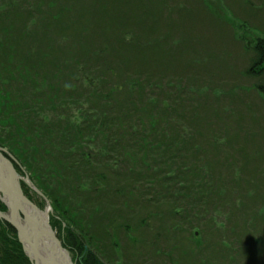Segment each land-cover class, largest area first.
Instances as JSON below:
<instances>
[{
  "label": "trees",
  "instance_id": "1",
  "mask_svg": "<svg viewBox=\"0 0 264 264\" xmlns=\"http://www.w3.org/2000/svg\"><path fill=\"white\" fill-rule=\"evenodd\" d=\"M8 1L0 0L10 7L9 12L0 13V69L8 66L4 64L10 63V55L19 57V52L11 50L13 45L28 46L23 52L26 66L21 78L28 76L34 64L37 76L47 82V87L37 100L22 98L19 107L17 101L15 110L9 112L14 123L0 122V131L17 125L16 113L20 110L23 115L30 112L38 116L43 112L41 107L50 110L58 86L61 91L76 89L78 84L84 89L71 105L83 104L78 110L86 107L76 120L71 109L67 126H57L62 135L57 144L50 138L41 139V132L47 131L45 118L38 126L30 119L25 131L19 119L17 129L19 162L31 169L32 179L61 218L59 236L76 262L104 264L94 255L96 248L103 252L107 264H122L121 259L115 261L118 249H122L118 231L130 238V248L136 250L142 242L136 233L149 231L158 240L163 221L169 217L175 245L164 238L162 242L169 247L171 260L160 256L166 253L158 245L154 257L160 262L156 264H189L194 256L200 259L191 264H212L211 260L264 264V125L253 127L261 120L258 103L264 104V37L257 36L258 32L251 38L245 32L232 35L222 22L224 16L217 19L219 14H211L223 25L213 22L218 32H201V58L195 62L199 71L213 80L203 89L197 82L200 79L183 83L179 76L180 84L171 82L176 63L188 66L191 54L181 48L175 32L162 31L169 21L197 11L205 16L211 11L208 1L187 0L186 13L172 11L174 15L165 17L160 6L152 11L145 6L135 9L131 0H103L114 17L122 10L128 18L136 12V16L150 21L146 23L150 30L129 38L117 32H67L76 19L67 6L57 5L58 0H39L41 5L29 0L33 6L16 10ZM159 2L162 7L167 4V0ZM23 10L36 26L31 32L24 28L20 35H25L19 40V34L9 36V29L24 18ZM63 15L61 32H50V26L42 24L45 19ZM106 20L114 22L112 18ZM189 39L191 43L197 40L195 35ZM96 45L98 53L89 50ZM133 54L137 55L135 62L128 57ZM177 56L181 58H173ZM142 64L148 76L136 72ZM97 65H103L102 69ZM158 66L170 73L157 71ZM74 68L80 75L69 74ZM214 73L216 77L211 76ZM161 77L163 82L159 81ZM3 81L2 107L8 94ZM52 81L57 88L53 89ZM6 121L11 122L9 118ZM9 131L0 132L1 146L10 147L9 137L15 143ZM25 132L30 136L39 132L37 139L27 138L33 148H25ZM170 174L176 182L172 192H146L154 191L152 183ZM141 177L151 185L143 184L145 189L138 186ZM25 191L32 197L34 192L27 186ZM154 195L161 196L156 199ZM150 219L159 220L160 225L155 228L148 224L149 229H143ZM53 224L57 225L55 218ZM173 255L177 256L175 263ZM0 264H31L16 231L1 222ZM123 264L133 263L124 258Z\"/></svg>",
  "mask_w": 264,
  "mask_h": 264
},
{
  "label": "rangeland",
  "instance_id": "2",
  "mask_svg": "<svg viewBox=\"0 0 264 264\" xmlns=\"http://www.w3.org/2000/svg\"><path fill=\"white\" fill-rule=\"evenodd\" d=\"M38 1L39 0H35V3L37 5H41V3H38ZM108 1L110 0H106L105 2L107 3ZM191 1L195 2L194 0ZM205 1L209 2V5H207L209 6L208 8L211 7L210 9L211 11L209 10L210 12L208 11L209 13H207L205 16H203L202 12L197 11L195 14H189V16H185V18L181 17L179 20L169 21V23H167V26H165V28L162 31V32H175L173 36H176L175 38L179 41L181 48L184 50V52L191 54V56L190 55L188 56L189 59L188 66L179 65L178 63H176V68L174 71L177 75L171 74V76L173 77L170 79L171 82H174L175 84L181 83L179 79V76H181L182 78L181 81H184L183 83H185L186 80L200 79L201 81L198 80L197 82L203 85V89L208 86H211L206 83H210L213 80H211L207 76V74H204L202 71H199L200 69L199 65L198 63L195 62L197 57L201 58V51H200L202 49L201 47L202 44L200 43L201 32H218L217 31L218 29L212 26L211 23L213 22L216 23L218 21V23L223 25V23L226 22L228 28L230 29L228 30L232 32V35H234V32H239L241 35H243V32H245V36H247V38L248 37L251 38L253 32H258L257 36L260 35L261 37H264V0H205ZM8 2L13 4L14 10L19 9V6L22 7L23 5L24 8L25 7L30 8L31 6H33V3L29 2V0H9ZM131 2L134 4L135 9H142L145 6L151 8L153 11L154 9H158V7L160 6L161 11L163 12V15L165 17L172 16L176 13H178L179 15L180 12L186 13L184 8L187 6V0H167V4L164 5L165 7L161 6L159 0L158 1L131 0ZM63 4L70 9L71 11L70 14L76 19L73 25L70 24L72 29L67 31L70 33L77 31L117 32L120 35V37H123V34H125L127 36L126 38H129L131 37V34H138L140 32L146 31V29L150 30L148 27H146L148 26L146 25V23H150V21L149 20L145 21V19L141 17L142 15L136 16V14H138L136 12L133 13L134 17L128 18L124 13L126 11L123 12L122 10H120L117 11L116 17H114L112 8L109 5L104 4L103 0H58L57 5H63ZM7 6H9V3L6 2L0 3V13L4 14L5 12H9L10 7ZM172 11H174V14L171 15L170 13ZM211 14L214 15L219 14L218 16H220V18L215 16V18L217 19H221V17L224 16V19H222L223 23L221 22V20H217L213 18ZM22 15H24V18H21L19 24L16 27L9 29L10 32L9 36L13 35L14 37L15 36L14 34H19V40H21V38H23V36L25 35V34L20 35V32L25 31L24 28L28 27V32H31V30H33V26H36L34 21L31 20L27 10H23ZM174 17L175 19H177L176 15ZM208 17L209 18L212 17V18L209 20ZM107 18H112L114 22L111 23L109 20H106ZM62 22H64V15L61 17L55 16L49 19H45L42 24H48L50 26L49 27L50 32H61V26L63 25ZM241 23H243V26L241 25ZM68 29H70V27H68ZM194 35L197 40L194 39L193 43H191L189 38L191 36L193 37ZM210 42L212 43V41ZM26 47L24 45H21L20 47L17 46L16 44L13 45L11 50L16 53L19 52V57L17 54L10 55L8 57V61L10 62L9 64L5 60L3 53V62L6 61L4 65H8L7 67L5 66L0 69V74H1L0 80L2 79L4 80L3 89L8 88V94L5 95L4 106L2 107L3 103H0V115H2L0 122L3 123V125L14 123L9 112H13L15 110L17 101L19 107L20 100L22 98H26L30 101L37 100V97L40 96L41 92H43L44 89L47 87V82L41 79L39 76H37L36 66L34 64H31L32 65L31 71L29 72L28 76L21 78V76L23 75V66H26V64L24 63L25 56L23 54L24 51H28ZM89 50L98 53L99 49L96 45V46H89ZM170 50L176 51V49H170ZM191 50H193L194 52L191 53L192 52ZM128 57L132 59V62H135L137 59L136 54H133L132 56L128 55ZM173 58L177 60L180 59L181 56H177ZM100 63L101 61L98 62V64ZM146 65H148V63ZM146 65L142 64L139 67V69H137L136 72L143 71L139 73L140 76L143 75L148 76L147 72L149 71L146 69ZM166 65L170 66V64H166ZM97 66H99L100 69H102L103 65H97ZM75 69L76 68L71 69L69 71V74L72 73L73 75L74 73H76ZM156 70L159 72L162 71L159 66L156 67ZM162 72L170 73L168 72V69H166V71L163 69ZM178 72L180 73L183 72V73L181 75H178ZM97 73L99 72H94L93 75H96ZM77 75H80V73L78 72ZM152 75L155 76L154 73H152ZM211 76L216 77L215 73L212 74ZM12 77H14L13 80H11ZM175 77L178 78V81H176ZM162 79L163 78L161 77L159 81L163 82ZM56 81L57 83H60V79H57ZM52 83L54 86L53 89L57 88L55 81H52ZM58 89L59 90L56 93L55 92L53 93L55 98L49 103L50 110L48 109L43 110L44 108L41 107L43 112H41L39 116L33 115L30 112H28L26 115H23L21 114L23 113V111L20 110L19 112L16 113L17 114L16 122H18L16 123L17 125L14 128L11 126L10 128L0 131L2 134H6L8 133L9 130H11L9 131V134L10 136H14L13 140L15 143L13 144V142L11 141V137H9L10 140L8 141L10 142L9 145L10 147H5V146L2 147L5 148L6 152L9 153L15 160H17L18 163H20L22 169L27 171V175L29 179L38 187L41 193L42 192L44 193V190L42 189L41 186L37 185L36 182H34V180L32 179L30 174L31 169H28L27 167L24 166L23 163L19 162V132L17 133V129L19 128V119L22 120L20 125L25 131V129L27 128V123L30 119L35 120L36 121L35 124L38 126V124L40 123V119L45 118V120L47 121V131L41 132L39 130L43 134V137L41 139L46 140L50 138L53 141V144L55 143L57 144V140L62 139V135H60V133L58 132L57 126H59L60 128H65L67 126V122H68L67 116L71 109H72L71 112L74 115V120H76L81 114L82 111L81 109L86 107L84 105L83 108H80V110H78V108L82 107L83 104L71 105V101L75 99L78 95H82V93L84 92V89L80 84H78L76 86V89L73 90L61 91L60 86H58ZM42 103H44V100L42 101ZM258 104H259V113L261 115V120L256 126L255 125L253 126L255 128L264 125V104L261 102H259ZM7 118H9L11 122L6 121ZM53 128L55 129V131ZM50 130H53V132H51ZM38 137H39V132H37L36 135H32V136H30L28 133L25 132L24 134L25 148L30 149L34 147L27 141V138L37 139ZM46 158L51 159L48 155H46ZM21 174L23 178L26 179L27 177L26 174L24 173ZM172 175L173 174L166 176L165 177L166 179L165 180L163 179V181L153 182L152 185L148 183V179L143 178L144 180H142L141 177L140 183L137 184L141 188H143L142 187L143 184L145 186L148 185L153 186L154 191H150L149 189L143 188L148 193L150 192V193L158 194L160 192L163 193L172 192L176 188V182H174L175 180H173L174 177ZM259 175L263 177L261 173ZM126 179H129V176ZM123 184L124 182L120 183L121 186ZM261 187L262 186H260L259 189H261ZM32 195H34L35 201H39V203L45 205L44 197L39 195L35 196V192L32 193ZM43 195L46 196L45 194ZM154 196L156 197V199H158L161 195H154ZM54 216L57 222L56 232L58 235H61V232L59 230L60 229L59 222L61 218L55 211H54ZM140 221H137V223L139 224ZM148 224L154 225L155 228H157V226L160 225V222L157 219L147 220V222H145L144 224L143 229L146 230L149 229L146 228ZM170 225L171 222L169 221V217H168V219L163 221L162 224L163 230L160 231L161 236H159L158 240H155L149 231L143 230L142 232L136 233L138 238L142 241L141 244L138 245L136 250L130 248V246H132L129 244L130 238L125 236L124 232L118 231L120 238V245L122 249L120 250L118 249V258L115 259V261L121 259L122 260L121 262L124 263V258H126L132 261L133 264H138V263L141 264V262H144L143 264H156L155 262H160L159 257H154L155 256L154 248L157 247L158 245H162L163 252L166 253V255H160V256H166L169 259V256L171 255L168 252L169 247H166L165 243L162 241L164 238L169 245H173V246L175 245V242L171 240V238H175L173 235L175 230H173ZM65 227H67V223L65 224ZM137 228L141 229L140 226H138ZM71 229H74V226H71ZM77 234H79V231H77ZM203 236L205 235L203 234ZM93 252L95 253L94 255H97L100 261H102L104 264H107L106 262H104L103 252L97 251L96 248L93 249ZM176 258L177 256L173 255V263H175ZM195 259L199 260L200 258L196 256L190 258L188 261L189 264H191L192 261ZM211 262L212 264H221L219 260H211Z\"/></svg>",
  "mask_w": 264,
  "mask_h": 264
},
{
  "label": "water",
  "instance_id": "3",
  "mask_svg": "<svg viewBox=\"0 0 264 264\" xmlns=\"http://www.w3.org/2000/svg\"><path fill=\"white\" fill-rule=\"evenodd\" d=\"M3 152L19 165L6 150L0 148V192L9 209L6 214L0 212V218L15 227L19 241L32 264H75L69 251L62 246V242L50 226L49 214L53 210L49 201L34 187L47 202V209L42 211L24 194L21 187L23 179ZM25 181L32 185L29 179Z\"/></svg>",
  "mask_w": 264,
  "mask_h": 264
},
{
  "label": "bare ground",
  "instance_id": "4",
  "mask_svg": "<svg viewBox=\"0 0 264 264\" xmlns=\"http://www.w3.org/2000/svg\"><path fill=\"white\" fill-rule=\"evenodd\" d=\"M15 171H16L17 173H19L18 170H17L16 168H15Z\"/></svg>",
  "mask_w": 264,
  "mask_h": 264
}]
</instances>
